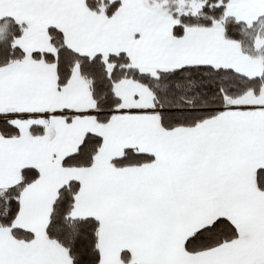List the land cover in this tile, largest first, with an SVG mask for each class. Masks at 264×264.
<instances>
[{
	"label": "snow or ice",
	"instance_id": "obj_1",
	"mask_svg": "<svg viewBox=\"0 0 264 264\" xmlns=\"http://www.w3.org/2000/svg\"><path fill=\"white\" fill-rule=\"evenodd\" d=\"M0 264H264V0H0Z\"/></svg>",
	"mask_w": 264,
	"mask_h": 264
}]
</instances>
